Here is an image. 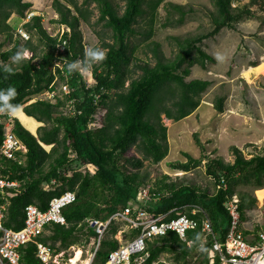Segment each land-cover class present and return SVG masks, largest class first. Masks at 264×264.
<instances>
[{
  "label": "trees",
  "instance_id": "obj_1",
  "mask_svg": "<svg viewBox=\"0 0 264 264\" xmlns=\"http://www.w3.org/2000/svg\"><path fill=\"white\" fill-rule=\"evenodd\" d=\"M164 1L125 0L123 11L119 13L110 0H53L52 7L58 17L51 22L65 25L61 35L50 34L42 23V16L32 14L22 27L31 37H38L37 43L32 38L22 43L17 39L10 48L0 51V64H11L10 58L17 49L33 52L31 57H25L15 66L12 73L0 72V88L14 86L17 94L13 102L42 123L34 134L18 117L0 112V144L5 123L9 121L13 133L26 147V151L16 152L17 159L0 155V173L18 182L17 187L7 188L11 194L0 193V202L5 203L3 226L23 227L27 205L35 204L45 210L54 196L69 190L75 192L76 198L62 209L66 223H48L36 238L54 248L55 254L73 245L92 252L97 232L88 219L105 220L125 207L141 206L154 215L165 214L166 219L182 211L197 220V226L187 230L185 239L175 231L148 238L150 256L146 264H170L161 260L163 253L174 254L172 264H194L195 259L196 264H221L217 253L210 263L212 237L203 242V251L194 237L198 233L202 240L203 220L207 216L219 240L225 239L230 225L225 202L233 195L239 199L241 220L245 221L248 211L257 202L251 189L264 187V144L250 157H245L241 148L232 145V162L219 156L207 157L205 173L213 179L212 191L186 182L183 176L172 179L170 174L163 173L148 186V199L142 202L139 196L149 178L141 169L145 160L158 163L169 152L167 125L162 114L176 121L186 117L199 106L202 93L211 84V80L199 77L186 80L193 65L206 69L208 61L216 62L202 47L203 40L224 27L236 29V24L245 17H255L250 7L263 0H250L243 6H234V0H210L214 6L212 29L196 35H169L176 45L171 58H165L160 42L150 40L155 32L159 6ZM92 2H96L100 10L96 22L104 21V26L110 28L112 41L100 35L101 45L106 49L105 57L91 65L95 82L90 84L80 69L69 72L66 65L83 61L85 49L80 22L92 24L89 7ZM31 6L29 0H0V34L5 35L0 47L7 40L13 41L15 26L9 22L11 15L15 13L26 18L27 13L33 11ZM165 7L164 27L182 24L192 10L171 1L166 2ZM138 17L145 22L143 30L134 26L139 22ZM137 35V41L132 42L131 38ZM59 37L65 40L62 50L57 46L61 43ZM140 43H145L144 47L152 51L156 58L153 65L143 60L130 66L133 59H139L135 52ZM261 59L250 60L246 67L257 65ZM137 69L140 72L134 75ZM59 84H66L68 92L60 94ZM46 90H55L54 96L35 98ZM223 101L222 96L215 100L214 106L219 112L223 111ZM100 106L105 108L101 124L91 125L97 122ZM195 139L201 144L197 136ZM44 145H50L49 149ZM249 145L253 144L246 146ZM131 148L140 155H129L127 152ZM184 155L185 161H170V168L190 171L206 158L194 157L188 152ZM86 164H92L95 170L82 169ZM195 205L203 211L193 212ZM121 223L127 225L126 221L111 220L92 264H102L111 250L140 231L129 225L126 230L120 227ZM262 226L264 228L263 223H256L244 231L256 235L263 231ZM256 227L259 228L257 233ZM120 229L121 239L115 236ZM20 253L19 264H42L36 255L35 241L21 246Z\"/></svg>",
  "mask_w": 264,
  "mask_h": 264
},
{
  "label": "rangeland",
  "instance_id": "obj_2",
  "mask_svg": "<svg viewBox=\"0 0 264 264\" xmlns=\"http://www.w3.org/2000/svg\"><path fill=\"white\" fill-rule=\"evenodd\" d=\"M29 1L32 2L30 9L33 10V13L42 16V23L47 31L52 35H61L66 29L65 25L51 22L53 18L58 17V13L52 7L53 0ZM78 1L82 2V0ZM110 1L118 8L119 13L123 11L125 0ZM168 1L184 4L186 9L192 8V10L188 11L186 14L185 21L182 24L165 27L162 25L166 20L165 4ZM248 2H250V0H234L233 5L243 6ZM89 7L92 9V14L90 16L92 24L84 21L80 22L84 49L97 46L102 48L105 52L106 49L101 45L100 35H102L105 40L112 41L110 35L111 30L104 26V21L96 22L100 15V10L96 2H92ZM250 9L255 11V17H245L241 19L236 24V29L224 27L213 36L205 38L201 43L202 47L212 54L214 58L217 54L223 57V59L219 61L215 58L216 62L208 61L206 69L197 64L193 65L190 74L186 76V80L193 77L211 80V84L201 95V101L204 99L209 102V105L202 103L199 106V110L195 109L188 116L177 121L169 119L162 114V120L167 125L169 152L158 163H153L149 160L144 161V166L141 171L144 174L148 173L149 178L144 189H148V186L151 185L158 176H161L163 173H168L172 179L183 176L182 178L186 182L198 185L202 188L207 187L212 191L214 189L213 179L205 173L207 157L219 156L226 162H232L234 160V155L230 150L232 145L241 147L245 157H250L251 154L260 151V147L264 144V0L261 4L258 1L255 2ZM213 10L214 6L210 0H165L159 6L155 23V32L150 40L155 39L160 42V49L165 58H171L176 52V45L175 41L169 39L168 36L171 34L180 36L196 35L208 32L213 27L211 13ZM174 16H177V13H174ZM143 18L146 17L144 16ZM25 21L26 19L18 17L15 13L11 15L9 22L15 26L12 37L13 41H5L0 47V51L10 48L14 44V40L17 39L22 43L27 38H32V41L37 43L38 37L36 35L31 37L30 33L27 31L28 37L26 38L19 32V28L26 31L22 27ZM138 21L139 22L134 23V26L137 29L143 30L146 27L144 20L138 17ZM4 36V33L0 34V42ZM138 36L139 35H137L136 38L132 37L131 41L136 42ZM144 44L145 43H140L135 52V55L139 59H133L130 66H133L134 62H142L143 60L148 61L151 65L155 63L156 58L153 56L152 51L144 47ZM24 53L27 58L33 55V52L30 50H25ZM257 58H262L257 65L246 67L249 65L248 63L250 60H255ZM36 59L37 58L34 60ZM80 70L85 76L87 83L91 84L95 82L92 76L91 66H82ZM139 72L140 71L137 69L134 75ZM128 82L129 81H127L126 84H128ZM63 85L64 84H59L60 94L65 92ZM46 91L40 94V97L46 98ZM220 96L224 97L223 111L221 113L218 112L214 106L215 100ZM104 112L105 108L100 106L96 113L97 122L91 123V125H100ZM16 113L23 116L20 111ZM239 113L248 116L247 123L244 118L236 119V115ZM23 119L28 126L30 124H35L32 118L23 116ZM6 123H9V121H6ZM196 136L202 145L196 141ZM249 139L255 143L246 146L244 142ZM47 149H49V145ZM184 152H188L194 157L204 156L206 158L203 159L201 165L190 171H178L170 168V161H185L187 159ZM127 153L129 155H140L139 153H135L133 148L129 149ZM87 168L92 172L95 170V166L91 164L82 166V169ZM251 192L255 195V190L251 189ZM141 201L144 202L145 198H141ZM118 222H122L121 219H119ZM253 223L264 224V199L259 201L257 198L256 205L248 211L243 224L248 227V225ZM120 227L126 230L128 228L127 225L122 223ZM258 227H256V233L259 231ZM261 230L264 231L263 226ZM75 248H81L82 253L77 262H72L69 258H73ZM195 256L196 254L194 257ZM89 257L90 250L88 248L85 249L82 246L73 245L67 250H62L57 253L55 259H57L58 263L56 262L54 264H86V259H89ZM160 258L172 264L174 254L163 253ZM194 264H196V259Z\"/></svg>",
  "mask_w": 264,
  "mask_h": 264
},
{
  "label": "built area",
  "instance_id": "obj_3",
  "mask_svg": "<svg viewBox=\"0 0 264 264\" xmlns=\"http://www.w3.org/2000/svg\"><path fill=\"white\" fill-rule=\"evenodd\" d=\"M18 30L24 37H28L27 31H23L22 28ZM64 44L65 41H61L57 46L62 50ZM63 89L68 92L69 87L64 84ZM46 94L47 97L52 98L55 90L47 91ZM18 150L26 151V148L15 136L10 124L5 123L4 137L0 144V155L6 159H17L16 152ZM17 186L16 180H10L0 173V193L3 195L11 194L7 188ZM148 194V189H143L139 199H148ZM75 198V192L67 190L58 196H54L45 210H41L35 204L27 205L25 207V222L23 227L19 229L3 226L5 203L0 202V264H19L20 248L29 241H35L36 255L42 264L56 263L57 253H54V248L47 243L36 241V238L41 234L46 224L51 222L66 223L62 209L73 202ZM225 204L230 214V225L224 240H219L207 216L203 220L202 241L205 242L208 237H212V248L209 251L210 262H213V256L217 253L221 264H264V231H259L256 235L245 233L237 195L228 198ZM196 210L203 211L198 205H195L193 212ZM113 219L126 221L127 225L140 228V231L132 238L124 241L118 248L111 250L102 264H146L150 256L146 244L148 238L164 235L168 231H175L182 239H185L187 230L197 226V220L182 211H178L175 217L166 219L165 214L154 215L141 206L125 207L105 220L90 218L88 222L95 226L97 238L95 248L90 252L88 264H92L100 241ZM115 236L121 239L122 230H119ZM250 239L253 241L251 242ZM152 264L156 263L153 262Z\"/></svg>",
  "mask_w": 264,
  "mask_h": 264
},
{
  "label": "clouds",
  "instance_id": "obj_4",
  "mask_svg": "<svg viewBox=\"0 0 264 264\" xmlns=\"http://www.w3.org/2000/svg\"><path fill=\"white\" fill-rule=\"evenodd\" d=\"M105 57V53L100 47H89L84 50L83 61H73L66 65L67 71L73 72L78 71L82 66L90 67L93 64L101 62ZM218 61L222 60L223 57L217 54L215 57ZM11 64L4 63L0 64V72L12 73L14 67L22 63L25 59V53L21 49H17L15 53L11 56ZM16 90L14 86L8 85L5 88H0V112L6 113L8 115H13L19 111V104L14 103V98L16 96ZM194 242L201 251L204 250V244L201 240L200 235L197 233L194 237Z\"/></svg>",
  "mask_w": 264,
  "mask_h": 264
},
{
  "label": "crops",
  "instance_id": "obj_5",
  "mask_svg": "<svg viewBox=\"0 0 264 264\" xmlns=\"http://www.w3.org/2000/svg\"><path fill=\"white\" fill-rule=\"evenodd\" d=\"M245 68V67H244ZM243 68V69H244ZM39 97H40V95H38ZM38 96H36L35 98H39ZM34 98V99H35ZM40 98H43V97H40ZM202 103H206V104H208L209 105V102L208 101H206V100H202L201 102H200V104H202ZM200 104H199V106H200ZM199 106L196 108V110H199ZM19 111H20V113L21 114H23V116L24 117H27V118H32L33 120H34V122H35V124H30L29 126H28V124H26V122L24 121V119H23V116H21L20 114H17V113H15V114H13V115H11V116H16V117H18L19 118V120L22 122V124L25 126V127H27L31 132H33L34 134L36 133V129H37V127L40 125V124H42L41 122H39V121H37L35 118H33V117H31V116H28L26 113H24V111L22 110V107H19ZM219 112V111H218ZM222 112V111H221ZM220 112V113H221ZM188 116V115H187ZM245 119L246 120V123H247V119H248V116L247 115H243V114H238V115H236V119ZM31 121V120H30ZM30 121H29V123H30ZM32 126V127H31ZM249 137V136H248ZM244 143H246V145L247 144H249V143H255V142H253L252 140H247V141H245ZM243 143V144H244ZM46 148L48 147V145H44ZM235 146H237V145H235ZM49 147H50V145H49ZM238 147V146H237ZM239 148H241V147H239ZM242 149V148H241ZM254 224V223H253ZM253 224H251V225H248V227L247 226H245V225H243L244 226V228H251L252 226H253Z\"/></svg>",
  "mask_w": 264,
  "mask_h": 264
},
{
  "label": "bare ground",
  "instance_id": "obj_6",
  "mask_svg": "<svg viewBox=\"0 0 264 264\" xmlns=\"http://www.w3.org/2000/svg\"><path fill=\"white\" fill-rule=\"evenodd\" d=\"M32 14H34L33 11H29L27 13V15H26V18H24V19H26V20L29 19V17ZM59 40L60 41H65L64 39L62 40L61 37H59ZM47 91H51V90H47ZM46 98H49V97H47V94H46ZM255 195H256V197L258 198L259 201H262L264 199V187L255 189ZM81 253H82L81 248H75V254H74L73 258H72V262H77L80 259V257H81ZM209 257H210V255H209ZM210 260H211V257H210ZM88 263H89V260L86 259V264H88ZM210 263H212V262H210Z\"/></svg>",
  "mask_w": 264,
  "mask_h": 264
}]
</instances>
